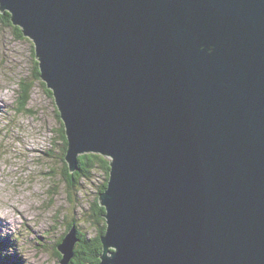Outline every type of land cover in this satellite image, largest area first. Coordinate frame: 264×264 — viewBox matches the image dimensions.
<instances>
[{"label": "water", "instance_id": "1", "mask_svg": "<svg viewBox=\"0 0 264 264\" xmlns=\"http://www.w3.org/2000/svg\"><path fill=\"white\" fill-rule=\"evenodd\" d=\"M35 45L68 172L109 159L98 264H264V0H0ZM71 227L57 245L70 264Z\"/></svg>", "mask_w": 264, "mask_h": 264}, {"label": "rangeland", "instance_id": "2", "mask_svg": "<svg viewBox=\"0 0 264 264\" xmlns=\"http://www.w3.org/2000/svg\"><path fill=\"white\" fill-rule=\"evenodd\" d=\"M15 27L22 30L0 19V264H58L54 251L67 224L88 238L103 226L93 203L105 174L95 169L75 190L67 185L63 124L40 78L33 40ZM21 84L28 88L22 106Z\"/></svg>", "mask_w": 264, "mask_h": 264}, {"label": "trees", "instance_id": "3", "mask_svg": "<svg viewBox=\"0 0 264 264\" xmlns=\"http://www.w3.org/2000/svg\"><path fill=\"white\" fill-rule=\"evenodd\" d=\"M0 19L4 20V23L11 26V19L10 15L7 12L1 13L0 12ZM16 30L19 31V35H22V30L15 27ZM38 73V72H37ZM38 75V74H37ZM27 91L28 88L25 86V84H21V94L18 99V105L22 106V103H25L27 100ZM59 119V114L56 115ZM60 136L63 140V155H62V162L64 166V171L67 176V185L75 190V186L78 184V181L81 179H90L92 177V174L95 169H100L105 174V179L103 184L100 187L99 194L102 193L106 188V182L109 172V166L108 161L104 159V157L93 154V153H87L79 155L77 158V169L74 173L69 174L67 165L65 163L64 157L67 150V142H66V136L65 131L62 126V129H60ZM65 176V178H66ZM69 181V183H68ZM104 209L98 205L97 202L93 203V218L98 224L104 223ZM77 224L74 222H71L67 224L65 233L71 228L76 227L77 229V236H78V243L76 244L74 248V257L70 261V264H98L99 263V257L102 253V245L100 243V237L105 233V223L100 228L99 233L94 238H88L86 233H83L80 231L77 226ZM64 234L61 236V238L56 243L57 245L61 242V239L63 238ZM3 246H0V249ZM55 247V250H56ZM57 259H60V255L57 251H54ZM1 263V262H0Z\"/></svg>", "mask_w": 264, "mask_h": 264}, {"label": "bare ground", "instance_id": "4", "mask_svg": "<svg viewBox=\"0 0 264 264\" xmlns=\"http://www.w3.org/2000/svg\"><path fill=\"white\" fill-rule=\"evenodd\" d=\"M10 15V14H9ZM34 50H35V47H34ZM35 52V51H34Z\"/></svg>", "mask_w": 264, "mask_h": 264}]
</instances>
